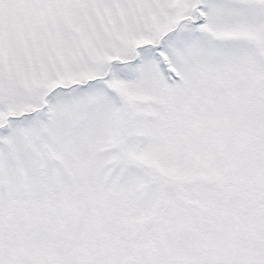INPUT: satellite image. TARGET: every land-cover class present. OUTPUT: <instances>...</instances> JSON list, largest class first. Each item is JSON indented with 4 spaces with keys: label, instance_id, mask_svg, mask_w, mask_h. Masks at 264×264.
<instances>
[{
    "label": "snow or ice",
    "instance_id": "snow-or-ice-1",
    "mask_svg": "<svg viewBox=\"0 0 264 264\" xmlns=\"http://www.w3.org/2000/svg\"><path fill=\"white\" fill-rule=\"evenodd\" d=\"M0 264H264V0H0Z\"/></svg>",
    "mask_w": 264,
    "mask_h": 264
}]
</instances>
